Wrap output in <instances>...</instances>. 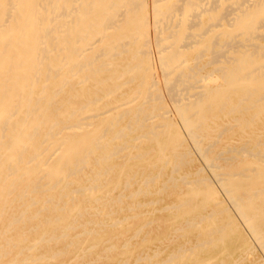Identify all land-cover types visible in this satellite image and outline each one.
<instances>
[{
  "label": "bare ground",
  "instance_id": "1",
  "mask_svg": "<svg viewBox=\"0 0 264 264\" xmlns=\"http://www.w3.org/2000/svg\"><path fill=\"white\" fill-rule=\"evenodd\" d=\"M0 264H264V0H0Z\"/></svg>",
  "mask_w": 264,
  "mask_h": 264
}]
</instances>
